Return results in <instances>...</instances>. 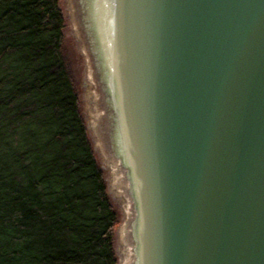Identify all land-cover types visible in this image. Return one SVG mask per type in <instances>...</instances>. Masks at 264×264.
<instances>
[{"label":"water","instance_id":"95a60500","mask_svg":"<svg viewBox=\"0 0 264 264\" xmlns=\"http://www.w3.org/2000/svg\"><path fill=\"white\" fill-rule=\"evenodd\" d=\"M120 264H264V0H67Z\"/></svg>","mask_w":264,"mask_h":264},{"label":"trees","instance_id":"16d2710c","mask_svg":"<svg viewBox=\"0 0 264 264\" xmlns=\"http://www.w3.org/2000/svg\"><path fill=\"white\" fill-rule=\"evenodd\" d=\"M61 0H0V264H117Z\"/></svg>","mask_w":264,"mask_h":264},{"label":"rangeland","instance_id":"374dc122","mask_svg":"<svg viewBox=\"0 0 264 264\" xmlns=\"http://www.w3.org/2000/svg\"><path fill=\"white\" fill-rule=\"evenodd\" d=\"M61 6H62V10H63V14H64V18H65V58H66V65H67V69L72 77V80L77 88V93H78V97H79V102H80V107H81V112H82V116L86 125V129L88 132V135L90 137L92 146H93V150L96 154V157L99 161V164L101 166V168L104 170V179H105V183H106V188H107V194L109 195L110 199L112 200V202L114 203V205L118 208L119 212H120V219H121V211L119 209V205L117 204V202L114 200V189L112 188L111 185V176H110V171L108 168H106V166L104 165V163L102 162V159L98 153L97 150L94 149V142L92 141L91 135H90V131L88 130V123H87V112H86V97H85V88L88 84V75H87V66H86V62H85V58L84 55L82 53V50L79 46V43L75 37L74 34V29H73V25L72 22L70 20V16H69V8H68V3L67 0H61ZM121 220L119 221L120 224ZM119 224L116 226L114 234H115V243H114V250L117 256V264H120V257L117 254L116 250L118 247V234H117V227L119 226Z\"/></svg>","mask_w":264,"mask_h":264}]
</instances>
